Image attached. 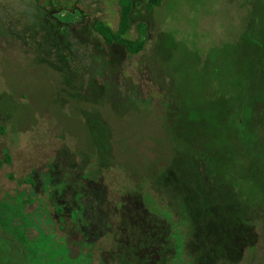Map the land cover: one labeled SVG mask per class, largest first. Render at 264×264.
Returning a JSON list of instances; mask_svg holds the SVG:
<instances>
[{"label":"rangeland","instance_id":"374dc122","mask_svg":"<svg viewBox=\"0 0 264 264\" xmlns=\"http://www.w3.org/2000/svg\"><path fill=\"white\" fill-rule=\"evenodd\" d=\"M47 1L0 0V244L13 236L46 264H215L264 246V0H129L127 37L146 30L135 55L93 28H116L121 0ZM60 6L79 74L18 37ZM118 163L185 190L195 226Z\"/></svg>","mask_w":264,"mask_h":264},{"label":"trees","instance_id":"16d2710c","mask_svg":"<svg viewBox=\"0 0 264 264\" xmlns=\"http://www.w3.org/2000/svg\"><path fill=\"white\" fill-rule=\"evenodd\" d=\"M53 0H48V3H51ZM79 1V0H78ZM162 0H147L146 10L150 11L152 8L160 5ZM133 4L129 0H121L120 4V12H119V20L116 28H112L109 24L104 21H97L93 24L94 30L99 34L102 41L106 45H111L113 43L121 44L129 54L135 55L140 52L145 46V39L142 38V35H145V25L140 24L137 26L138 37L134 39H130L127 37V31L130 29V14L132 11ZM60 11L64 8L61 6L58 8ZM65 11L61 12H69L68 15L56 16V10L47 11L45 7H41L34 16L27 19L25 29H22V32L18 34L19 39L28 47L32 48L36 53L37 57L44 58H53L57 63H60L63 68L68 70L73 74H79L80 65L82 61H85L86 54H80L79 48L80 45L73 38L70 26L72 25L71 11L70 9H64ZM241 127L243 131H247L249 129V125H253L252 121L249 120H241ZM203 151V150H202ZM202 157L209 159L207 154H202ZM119 165V166H118ZM209 166V165H208ZM110 169H117L115 171L116 174H119L123 180L129 181L132 183L133 181L139 182L141 186L143 184H149L152 187L154 192H163L165 195H169L170 199L174 202L173 205L177 209H179L180 218L184 222H188V225L192 228L194 227V223L192 220L193 211L189 209L187 206L186 192L183 191V198H180L174 194V191L168 190L166 188V184L164 182L156 181L153 178V175L150 172H146L145 175L133 177L129 175L128 171L125 169V163H118L116 167H112ZM147 182V183H146ZM148 196L153 203V207H161L162 205L159 203L158 199L154 197L152 194L145 193V196ZM24 204L21 205L20 209L23 211ZM168 210L169 208L166 207ZM172 217V213H170ZM46 222L45 220H43ZM260 223V224H259ZM258 227L259 240L264 239L261 235H264V226L261 225V221L255 222ZM191 236L194 234L190 229ZM261 233V234H260ZM8 240L5 245L0 244V264H46L41 259H34V249L31 248L28 244H25L22 240H17L15 237L3 234ZM180 239L182 242L181 251L183 247H186L185 233L180 230ZM45 244L43 247H47ZM39 247L38 249H41ZM263 252V254H261ZM192 258V263L190 261L187 264H199L198 255L190 254ZM60 259V258H59ZM196 259V260H194ZM264 259V246L254 244L248 246L246 248V254L242 260L239 261H226L221 259L215 262V264H264L262 260ZM83 261H80V258L77 261L70 260L71 264H81Z\"/></svg>","mask_w":264,"mask_h":264},{"label":"flooded vegetation","instance_id":"af4514ba","mask_svg":"<svg viewBox=\"0 0 264 264\" xmlns=\"http://www.w3.org/2000/svg\"><path fill=\"white\" fill-rule=\"evenodd\" d=\"M135 6H136V4H134ZM134 5H133V7H134ZM133 7H132V9H133Z\"/></svg>","mask_w":264,"mask_h":264}]
</instances>
